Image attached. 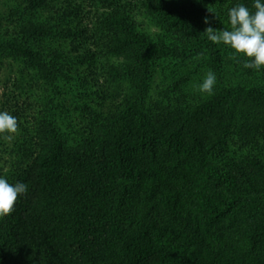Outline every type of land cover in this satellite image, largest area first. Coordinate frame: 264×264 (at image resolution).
Wrapping results in <instances>:
<instances>
[{
	"label": "trees",
	"instance_id": "obj_1",
	"mask_svg": "<svg viewBox=\"0 0 264 264\" xmlns=\"http://www.w3.org/2000/svg\"><path fill=\"white\" fill-rule=\"evenodd\" d=\"M8 1L0 176L28 192L0 217V264H264V69L205 33L254 0Z\"/></svg>",
	"mask_w": 264,
	"mask_h": 264
},
{
	"label": "clouds",
	"instance_id": "obj_2",
	"mask_svg": "<svg viewBox=\"0 0 264 264\" xmlns=\"http://www.w3.org/2000/svg\"><path fill=\"white\" fill-rule=\"evenodd\" d=\"M253 8L255 11H250L244 4L229 8L227 14L231 28L217 32L209 27L205 33L208 40L227 45L235 54L246 57L243 69L259 71L264 69V0H254ZM208 22L206 18L205 23ZM216 84V74L209 71L197 85V90L202 94L212 95ZM17 131V118L7 111H0V135L7 133L10 138ZM27 192L26 183H10L7 178L0 176V217L10 215L18 198Z\"/></svg>",
	"mask_w": 264,
	"mask_h": 264
},
{
	"label": "rangeland",
	"instance_id": "obj_3",
	"mask_svg": "<svg viewBox=\"0 0 264 264\" xmlns=\"http://www.w3.org/2000/svg\"><path fill=\"white\" fill-rule=\"evenodd\" d=\"M11 8V5L8 0H0V19H4L6 14L9 12V9ZM147 23V22H146ZM151 31H154V28H150ZM14 65L12 64H6L4 69L2 70L0 74V108L3 105V102L5 101L6 95L10 92L12 88V83L15 77V74L18 73L17 69H15ZM163 84V81L161 78H158L153 86L152 94L155 95L160 89L161 85ZM67 89H63V97H61L62 100H65V106L68 112L66 111V115H60V123L62 124L64 130L67 128V122H70L72 126L74 127L77 123V119L80 116L79 112L74 111V106L78 105V91L79 89L76 87V85L71 84V86H66ZM20 92H16L18 94ZM32 94V93H30ZM25 96H22V99H24ZM21 99V100H22ZM60 99V101H62ZM92 100V99H91ZM94 100V106H96V102H98L97 99L93 98ZM97 100V101H96ZM78 102V103H77ZM89 102V101H88ZM76 119V120H75Z\"/></svg>",
	"mask_w": 264,
	"mask_h": 264
}]
</instances>
